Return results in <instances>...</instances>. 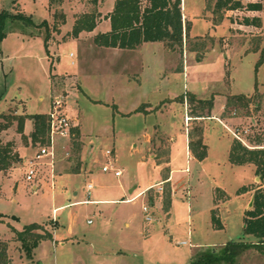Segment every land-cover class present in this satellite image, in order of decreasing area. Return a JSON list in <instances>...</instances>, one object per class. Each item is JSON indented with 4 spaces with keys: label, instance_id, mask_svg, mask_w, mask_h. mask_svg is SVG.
Here are the masks:
<instances>
[{
    "label": "rangeland",
    "instance_id": "374dc122",
    "mask_svg": "<svg viewBox=\"0 0 264 264\" xmlns=\"http://www.w3.org/2000/svg\"><path fill=\"white\" fill-rule=\"evenodd\" d=\"M108 1L103 11L110 7L112 0ZM215 2L182 0L185 13L194 18L193 36L189 29L179 54L166 49L164 43L147 44L134 51L96 47L89 35L78 42L72 40L74 19L82 13H98V0H0L1 10L23 14L33 23L6 22V37L0 43V113L20 116L25 106L29 113L47 111L49 103L51 110L58 100L76 130L72 138H76L80 150L81 126L86 152L84 167L78 172L79 150L72 145V138L71 143L63 139L55 142L57 171L72 173L66 193L57 182L51 186L50 169L45 166H39L34 182L25 180L26 165L21 162L8 169L16 175L0 174V240L6 243L12 264H94L93 251L110 253L124 248L122 245L129 251L122 259L115 257L118 260L111 264H190L198 250H219L229 242H256L243 233L245 204L246 209L251 208L248 192L237 195V190L261 184L251 183L253 165H232L228 154L235 139L232 132L239 134L246 145L251 144L249 138L254 135L264 142V63L256 66L264 44V11H225L219 20L220 13L213 12ZM97 15L99 19L102 14ZM252 15L261 16L260 27L244 25V19ZM54 26L61 27L60 31ZM125 58L128 64L119 61ZM141 64L143 76L148 78L140 88L114 75L129 70L126 66H133L131 72L139 71ZM159 71L163 78L155 82L151 76ZM153 82L157 87L160 83L159 94H155ZM255 85L260 108L251 107L249 116L227 101L232 93H247ZM145 95L151 103L176 97L156 107L163 109L161 116L156 111L147 116L141 113L123 117L117 113L133 110ZM40 96L43 101H38ZM193 98H213L212 110ZM144 108L141 105L138 110L143 112ZM4 122L0 118V124ZM145 131L150 132L148 143L142 138ZM198 140L207 145L202 164L189 157V153L193 156L189 144ZM0 141L15 147L22 144L17 123L0 130ZM106 150H113V156L107 158ZM114 155L115 165L122 170L118 178L102 172V166L114 160ZM169 167L180 170L171 182L149 188L131 203L120 198V183L131 182L143 188L156 183L159 174L167 177ZM87 183L93 185L90 195L85 190ZM99 194L121 201L54 210L73 201L92 200ZM212 210L222 229H213ZM29 224L44 226L54 233L55 240L67 237L72 225L77 243L67 248L45 240L27 259L12 229L21 231ZM143 231L149 232L146 241L141 236ZM108 257L115 260L111 254ZM233 264H264V246L245 251Z\"/></svg>",
    "mask_w": 264,
    "mask_h": 264
},
{
    "label": "trees",
    "instance_id": "16d2710c",
    "mask_svg": "<svg viewBox=\"0 0 264 264\" xmlns=\"http://www.w3.org/2000/svg\"><path fill=\"white\" fill-rule=\"evenodd\" d=\"M18 0H13L16 3ZM216 0L213 12L220 13L222 19L223 12L245 10L248 13H262L264 11V0ZM64 20L63 14H61ZM97 13L79 15L72 26L71 36L78 37L82 32H91L98 22ZM109 20L110 30L106 33H99L93 38L95 46L106 49L135 50L144 43L162 42L166 49L171 52L182 54L184 42L188 40V30L190 25L183 21L181 0H116L112 11L105 16ZM7 20L21 21L33 24L30 17L20 13H10L0 9V43L6 37L5 27ZM246 26H261V16H249L244 19ZM41 26V24L39 25ZM56 29V26H54ZM48 37L44 38L46 43ZM264 63V44L259 51V58L256 66ZM192 101H196L194 98ZM228 102L233 106L246 111L260 108V96L256 85L254 94L247 96L243 94L229 96ZM198 104L208 106L209 111L213 108V98L209 100H197ZM201 117V116H198ZM4 123L0 124V130L9 128L13 123H17V131L21 135L24 143L30 139L33 146L49 142V114H34L16 116L13 113L4 115ZM29 119L33 124V131L27 137L23 134L25 121ZM72 133L76 130L72 129ZM251 144L246 145L237 139L231 142L228 160L232 165L243 166L253 165L255 176L264 183V142L262 137L254 135L249 138ZM72 145L78 151L80 149L76 138H72ZM189 149L193 156L202 161L206 158L207 148L202 140L190 143ZM21 162L15 146L11 143L2 145L0 141V172L8 171L14 164ZM253 190L252 206L244 212L243 233L256 239L251 242H229L219 250H198L191 259L190 264H233L237 256L245 251L264 246V186L241 187L237 190V195ZM0 215V222L3 220ZM211 223L213 229H222L223 226L216 214L212 210ZM16 241L20 242L21 249L27 259L32 258L35 248L40 242L52 241V232L39 224H29L21 231L12 229ZM0 264H12V259L7 253V245L0 240Z\"/></svg>",
    "mask_w": 264,
    "mask_h": 264
},
{
    "label": "crops",
    "instance_id": "0c3cea01",
    "mask_svg": "<svg viewBox=\"0 0 264 264\" xmlns=\"http://www.w3.org/2000/svg\"><path fill=\"white\" fill-rule=\"evenodd\" d=\"M103 1V2H102ZM146 1V0H145ZM114 2L115 1H113L112 0V2H111V4H110V7L108 6L107 7V9H105V11H103V6L105 5V4H107V3H109V1L108 0H98V3H97V6H98V10H97V14H102L101 15V20H100V18L98 19V22H97V24H96V26H95V28L93 29V31H91V32H82V33H80L79 35H78V37H76V38H73V37H71L72 38V40H74V41H80L81 39H82V37H83V35H89V37L91 38V39H93V37L94 36H96L97 34H99V33H106V32H108L109 30H110V23H109V20L108 19H105V16H107L111 11H112V8H113V5H114ZM181 8H182V16H183V21L185 22V23H188L189 25H190V34H191V36H193L192 35V21H191V18L193 17L194 18V16H192V15H189V14H186L185 13V10L183 9V3H182V0H181ZM83 14V13H82ZM250 15V14H249ZM188 17V18H187ZM187 19V20H186ZM74 21H75V19H74ZM73 21V22H74ZM72 26H73V24H72ZM212 26H215V25H212ZM60 28L61 27H57L56 29L57 30H59L60 31ZM70 33H71V30H70ZM195 36H197V35H195ZM162 42H154V43H144V44H142L141 46H139L138 48H142V47H144V46H146L147 44H151V45H158V44H161ZM97 47V46H96ZM137 48V49H138ZM136 50V49H135ZM134 50V51H135ZM161 53H163V55H167V54H165V52H163V51H161ZM171 55H173V54H171ZM174 56V55H173ZM126 59V60H125ZM124 60L123 59H120L119 61H124L125 63H127L128 64V60H127V58H125ZM129 70H122V71H118V73H115L114 75H115V77L116 78H118L119 80H122V81H127L128 82V84L130 85H133V86H135L136 88H140V87H142V84H144V82H145V80H147V78L148 77H146V75H145V77L143 76V72H142V70H144V64H141V67H140V70L139 71H136V72H134V71H130V69L133 67V66H126ZM182 70V75H183V77H184V68H182L181 69ZM130 71V72H129ZM130 73V74H129ZM129 76V75H131V76H127V75ZM160 71L158 72V73H156V74H154L153 76H151V79L153 80H155V82H157V80H159V79H161V78H163V77H161L160 76ZM144 78H145V80H144ZM155 82H153V83H151L152 84V87H153V90L155 91V94H156V91L158 92L157 94H159V91H160V83H159V86L157 87L156 86V83ZM150 83V82H149ZM161 87H163V86H161ZM253 91H254V88L252 89V91H249V92H247V93H232V95H237V94H243V95H250V94H252L253 93ZM191 93H194L195 94V92H191ZM146 97H145V100L144 101H141L137 106H135L134 108H133V110H131V111H129V112H126V113H124V112H121V111H118L117 110V113H119L121 116H129V115H131V114H135V115H140L141 113H144V115L145 116H147V115H155V114H153L154 112L153 111H156L155 113L157 114V115H162V112H161V110H163V109H158V110H155L156 109V107H158V106H160V104H161V102H163V101H165V100H173L176 96H173V97H171V98H166V99H163V100H159L158 102H154L153 101V103H151V101H150V99H147V98H149L148 97V95H145ZM19 101H23V100H21V99H19ZM38 101H43V97L42 96H40L39 98H38ZM158 104V105H157ZM141 105H145L146 106V108H144L143 109V112L142 111H139L138 109L140 108V106ZM7 110V109H6ZM217 110V109H216ZM217 111H220V110H217ZM50 112V103H49V109L47 110V111H41V112H37V113H29V112H27V109H26V106H25V113H22V114H18V115H34V114H48ZM1 114V113H0ZM215 118V117H214ZM214 121H217V122H219L220 124H222L221 123V121L220 120H218V119H216V120H214ZM159 126H160V124H159ZM152 127H153V125H152ZM161 128V127H160ZM79 130H80V137H79V142L81 143V150L79 149V151H78V153H79V161H80V163H81V167L79 168V171L78 172H80L81 170H82V168L84 167L83 165L85 164V148H84V143H83V140H82V132H81V126H79ZM161 130H162V128H161ZM33 131V124H32V121L31 120H29V119H27L26 121H25V123H24V128H23V134L25 135V136H29L30 134H31V132ZM203 137H204V140H205V128H204V130H203ZM142 138L144 139V142L145 143H148L149 142V140H151L150 139V132H147V131H145L144 132V134L142 135ZM187 142H188V140L186 141V148L188 149V145H187ZM232 142V141H231ZM205 145H206V143H205ZM207 146V145H206ZM15 150H16V152H17V154H18V156H19V158H20V160H21V164H23L24 165V167H25V165H26V163H27V161L29 160V159H31L33 156H34V154H35V152H36V150H37V147H34L32 144H31V142H30V139H28L27 140V143H24V142H22V144H17V146L15 147ZM112 151V154L114 153V151L113 150H111ZM33 155V156H32ZM114 157H115V155H114ZM153 157V156H152ZM189 157L190 158H192V159H194V161H196V158L195 157H193L192 155H190V153H189ZM56 158H57V156H56ZM116 159V158H115ZM170 161H171V155H170ZM199 164H202L203 163V160L202 161H197ZM105 165V164H104ZM103 165V166H104ZM42 166H45V167H47V170H48V168L50 169V178L52 179L51 181V186H54L53 185V181L55 182L54 184H56V182L58 183V185L59 186H61V188H63V192H65L66 193V188L69 186V184H71L70 183V176H71V174L72 173H70V172H68V171H63V172H61V171H57V162H55L54 161V163H53V166H52V169H51V166H49V161H47V160H44L41 164H40V168L42 167ZM116 168L117 169H119L117 166H116ZM120 170V169H119ZM184 170H186V169H184ZM180 170H178V169H171L170 167H169V172H168V175H167V177H165V178H161L159 175L157 176V181H156V183H154V184H150V185H148V186H145V187H143V188H137L136 186H132L133 185V183H131V182H129V183H127V185H122L121 183L117 186V189H119V192H118V194H119V196H120V198H122L123 197V201L125 202V203H131V202H134L135 200H137L138 198H140V197H143L144 196V193H145V191H148V189L149 188H151V187H153V186H156V185H158V184H162V183H166V182H171L172 181V179H173V175L174 174H176V173H178ZM77 172V171H76ZM121 172H122V170H121ZM0 174H2L4 177H7V176H10V175H16L15 173H10V171H5V172H0ZM49 174V172L47 171L46 172V175H48ZM46 175H43L44 177L46 176ZM121 176H122V174H121ZM121 176H119V177H121ZM116 178H118V177H116ZM251 183H253V184H261V186H264V183H260V179H259V177H257V176H255L254 175V177H253V180H252V182ZM88 184V183H87ZM87 186V185H86ZM172 187V186H171ZM85 190H86V192H87V194H88V191H87V188L85 187ZM92 190V189H91ZM73 195L74 196H77L78 194H77V192H74L73 193ZM88 195H90V194H88ZM126 195H128V197H126ZM246 195H249V201H250V203H249V206H250V204H251V200H252V198H253V192L251 193V192H248V194H246ZM106 195H102V194H99L98 195V197H95L94 199H89V200H79V201H73V202H71V203H69V204H63V205H60L59 207H56L54 210H59V209H62V208H64V207H67L68 205H79V204H82V203H88V204H104V203H113V202H116V201H121V199L120 200H118L117 198L115 199V198H108V197H105ZM132 199V201H130V202H126V200H131ZM248 201V200H247ZM248 201V202H249ZM247 203V202H246ZM251 207V206H250ZM247 208V205L245 204V207H244V212L247 210L246 209ZM125 227L126 228H128L129 227V224L127 223V222H125ZM52 236H53V238H52V240H53V242H57L59 245L58 246H60V247H67V248H72V247H75L74 245L77 243V240L75 239V231L73 230V227H72V225L71 226H69V229H68V232H67V237H64V238H61V239H59V240H55V238H54V233L52 232ZM141 236H142V238L144 239V241H146V237H148L149 236V232L148 231H143V233L141 234ZM126 239H129V237H126ZM122 243V242H121ZM124 243V242H123ZM122 243V244H123ZM129 242H126V244H128ZM55 244V243H54ZM121 244V245H122ZM77 246V245H76ZM122 247H124V248H117V249H112L111 250V252L110 253H96V252H92V254H93V257H94V260H95V263L94 264H111V262H114V261H117L118 259H116L115 257H117V258H120V259H122L123 257H124V255H125V253H126V251H129V247L127 248V246H125V245H122ZM125 248H127V249H125ZM109 254H111L112 255V257H114L115 258V260H112L113 258H109L108 257V255ZM108 257L109 259L108 260H110V261H108L105 257ZM103 257V258H102ZM122 257V258H121Z\"/></svg>",
    "mask_w": 264,
    "mask_h": 264
},
{
    "label": "built area",
    "instance_id": "2783aa9c",
    "mask_svg": "<svg viewBox=\"0 0 264 264\" xmlns=\"http://www.w3.org/2000/svg\"><path fill=\"white\" fill-rule=\"evenodd\" d=\"M48 114H49V142L46 145L37 146V150L34 156L27 161L25 180L28 182L36 181V177L39 171V166L44 160L49 161V166H51L52 169L53 163L57 156L55 149V142L57 139H63L66 141V143H71V138L73 134L72 129L74 126L73 124H71L69 117L63 111L61 102L57 100ZM235 115L236 113L233 112V116ZM247 132L248 130H244V133ZM232 134L235 139L244 143L241 137L239 136V134H235L233 132ZM105 154L107 155V158L113 156L111 150H106ZM65 155L69 156V152L65 151ZM115 163L116 160L114 157V160L111 159L104 166H102V172L113 173L114 177L121 176L122 172L121 170L116 168ZM86 188L89 194L91 189L93 188V185L91 183H88ZM130 201H132V199L126 200V202H130ZM143 211L146 213L147 208L143 207ZM146 220H150V217L147 216Z\"/></svg>",
    "mask_w": 264,
    "mask_h": 264
},
{
    "label": "water",
    "instance_id": "95a60500",
    "mask_svg": "<svg viewBox=\"0 0 264 264\" xmlns=\"http://www.w3.org/2000/svg\"><path fill=\"white\" fill-rule=\"evenodd\" d=\"M250 206H252V202H251Z\"/></svg>",
    "mask_w": 264,
    "mask_h": 264
}]
</instances>
